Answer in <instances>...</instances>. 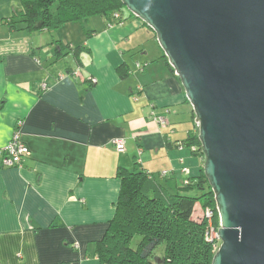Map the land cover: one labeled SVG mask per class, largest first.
<instances>
[{
	"label": "crops",
	"instance_id": "1",
	"mask_svg": "<svg viewBox=\"0 0 264 264\" xmlns=\"http://www.w3.org/2000/svg\"><path fill=\"white\" fill-rule=\"evenodd\" d=\"M21 10L0 0V147L18 131L30 151L20 167L0 158V264H99L120 170L138 164L173 193L201 176L202 158L181 146L193 107L163 50L148 60L156 35L128 11L121 25L94 17L32 32L14 17ZM166 110L161 129L153 114ZM114 140L126 141L124 153Z\"/></svg>",
	"mask_w": 264,
	"mask_h": 264
},
{
	"label": "water",
	"instance_id": "2",
	"mask_svg": "<svg viewBox=\"0 0 264 264\" xmlns=\"http://www.w3.org/2000/svg\"><path fill=\"white\" fill-rule=\"evenodd\" d=\"M193 107L220 218L212 264H264V0H121Z\"/></svg>",
	"mask_w": 264,
	"mask_h": 264
},
{
	"label": "trees",
	"instance_id": "3",
	"mask_svg": "<svg viewBox=\"0 0 264 264\" xmlns=\"http://www.w3.org/2000/svg\"><path fill=\"white\" fill-rule=\"evenodd\" d=\"M20 3L22 10L15 12L14 17L32 32L54 31L94 17L106 18L108 25L121 24V14L120 19L114 15L127 12L121 0H20ZM120 72L123 77L127 75L123 68ZM181 146L205 160L197 124ZM119 176L122 185L115 217L95 245L99 264H212L215 248L214 243L206 240L205 210L214 212L216 227H220V220L215 195L203 168L198 179L179 187L175 193L155 185L138 164L133 171L120 170Z\"/></svg>",
	"mask_w": 264,
	"mask_h": 264
},
{
	"label": "built area",
	"instance_id": "4",
	"mask_svg": "<svg viewBox=\"0 0 264 264\" xmlns=\"http://www.w3.org/2000/svg\"><path fill=\"white\" fill-rule=\"evenodd\" d=\"M117 19H120L119 14L116 15ZM140 69L141 66H138ZM74 77H80L79 71L73 72ZM91 82L96 84L97 80L95 78H91ZM169 110H166L164 115L156 116L153 114L154 121L159 125L161 129L169 128L170 123L168 120ZM113 145L116 147V150L120 153H124L126 151V141L125 140H114ZM195 150V148L193 149ZM30 156V151L28 147L22 142L21 135L17 131L14 133L11 141L3 147H0V158L2 159L3 165L7 168L20 167L22 165V161L24 158ZM186 182L185 184H187ZM205 216L207 219L208 228L206 229L207 241L210 243H215L216 249H218L221 244V240L219 237V233H216V230H213L214 226L212 223V217L214 216V212L209 208L205 210ZM215 235L211 238L212 234Z\"/></svg>",
	"mask_w": 264,
	"mask_h": 264
},
{
	"label": "rangeland",
	"instance_id": "5",
	"mask_svg": "<svg viewBox=\"0 0 264 264\" xmlns=\"http://www.w3.org/2000/svg\"><path fill=\"white\" fill-rule=\"evenodd\" d=\"M119 14V16H120V14L121 13H116L115 15H114V17L116 18V15H118ZM95 18H99V17H95ZM94 18V19H95ZM120 18H121V16H120ZM117 19V18H116ZM90 22V20L89 21H84L82 24H83V26L84 27H86V26H88V23ZM122 24V23H121ZM121 24H119V25H121ZM111 26H113V25H109V27H111ZM147 32L148 33H150V31L147 29ZM145 33H146V31H145ZM147 33V34H148ZM145 47H146V50H147V52H148V54H147V58H148V60H150V59H154V57H158L159 55H162V51H161V48H160V46H159V43L156 41V39L151 35V38L149 37V35H148V38H147V42L145 43ZM142 58L143 57H140L139 58V61H141L140 63H143V61L144 60H142ZM137 66H139L138 64H137ZM137 66H136V68H137ZM141 67H143V66H141ZM196 118V117H195ZM203 160V163L205 164V160L204 159H202ZM219 215V214H218ZM212 219L214 220V216L212 217ZM213 220H212V223H213V226H214V228H213V230H216V233H218L219 232V229H220V227H216L215 225H214V222H213ZM219 220H220V218H219ZM207 228H208V225H207ZM207 231V230H206ZM215 235V233L214 234H212V236H211V238H213V236ZM205 236H206V240H207V234H205ZM221 245V244H220ZM220 245H219V247H218V249L220 248ZM214 248H215V251H214V254H216L217 253V251H218V249H216V247H215V243H214ZM215 256V255H214Z\"/></svg>",
	"mask_w": 264,
	"mask_h": 264
}]
</instances>
